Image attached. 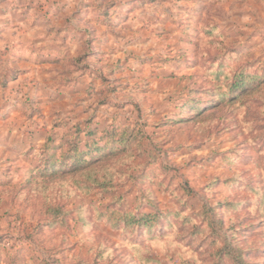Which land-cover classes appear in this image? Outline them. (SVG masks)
I'll return each mask as SVG.
<instances>
[{"label": "rangeland", "instance_id": "1", "mask_svg": "<svg viewBox=\"0 0 264 264\" xmlns=\"http://www.w3.org/2000/svg\"><path fill=\"white\" fill-rule=\"evenodd\" d=\"M6 1L32 53L0 57V264H264V0Z\"/></svg>", "mask_w": 264, "mask_h": 264}, {"label": "trees", "instance_id": "2", "mask_svg": "<svg viewBox=\"0 0 264 264\" xmlns=\"http://www.w3.org/2000/svg\"><path fill=\"white\" fill-rule=\"evenodd\" d=\"M232 89L234 99H241L249 90V85H246L243 80H236L234 85H232ZM97 132L98 130H94L86 134L85 150H80L79 141L77 140L74 143H70V150L64 153L60 159L55 160L53 155L45 160L48 165L46 171H49L50 167L55 164H59L60 168L69 167L68 170H63V173H82L84 170L92 168L96 164H102L110 157L124 152L133 142L138 141L141 131L136 133L133 130L129 131V128L124 130L113 129L111 132H105L100 138L96 137ZM100 143L102 144L100 145ZM112 144H119L121 148L110 146ZM53 173H56V171ZM151 220L152 216L142 215L136 222L141 224Z\"/></svg>", "mask_w": 264, "mask_h": 264}, {"label": "crops", "instance_id": "3", "mask_svg": "<svg viewBox=\"0 0 264 264\" xmlns=\"http://www.w3.org/2000/svg\"><path fill=\"white\" fill-rule=\"evenodd\" d=\"M9 3L10 2H8L6 0H4V2L3 1L0 2V57H1V59H6L7 63H9V64H14V63L17 64V63L22 62V60H25V61L30 60L31 59L30 53H32V52L25 50L28 48V47L24 46L25 44H19L18 43L19 41L13 42V40L19 38V36H17V38L13 37L14 34L12 32V29L14 27V24L11 25L8 20L10 18L12 19L13 15H16V13H15L16 11L18 13H21L20 11L23 10V7L22 6L21 7L16 6V8H17L16 9L15 6L11 5L12 3L11 4H9ZM13 9H16V10H13ZM17 15H20V14H17ZM59 34L61 35V33H59ZM8 43H11V47L8 46V45H10ZM12 43H18V44L14 45ZM38 45H40V44H38ZM43 49H44V51H46V54L49 57L51 55H55V54L59 53L50 47H45ZM33 52H35V50ZM33 55L35 56L34 53H33ZM57 59H59V58H57Z\"/></svg>", "mask_w": 264, "mask_h": 264}]
</instances>
